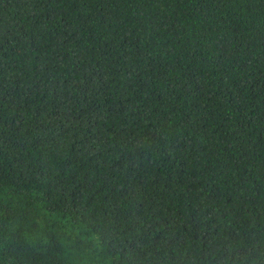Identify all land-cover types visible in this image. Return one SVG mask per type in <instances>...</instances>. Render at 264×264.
I'll return each mask as SVG.
<instances>
[{"label": "trees", "instance_id": "16d2710c", "mask_svg": "<svg viewBox=\"0 0 264 264\" xmlns=\"http://www.w3.org/2000/svg\"><path fill=\"white\" fill-rule=\"evenodd\" d=\"M0 264H264V0H0Z\"/></svg>", "mask_w": 264, "mask_h": 264}]
</instances>
